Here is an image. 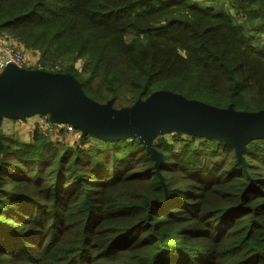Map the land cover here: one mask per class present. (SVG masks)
Returning <instances> with one entry per match:
<instances>
[{
    "label": "trees",
    "instance_id": "trees-1",
    "mask_svg": "<svg viewBox=\"0 0 264 264\" xmlns=\"http://www.w3.org/2000/svg\"><path fill=\"white\" fill-rule=\"evenodd\" d=\"M1 33L117 107L168 89L264 108V0H0ZM6 119L0 264H264V139L245 165L215 138L160 135L165 188L138 137L24 141Z\"/></svg>",
    "mask_w": 264,
    "mask_h": 264
},
{
    "label": "water",
    "instance_id": "water-1",
    "mask_svg": "<svg viewBox=\"0 0 264 264\" xmlns=\"http://www.w3.org/2000/svg\"><path fill=\"white\" fill-rule=\"evenodd\" d=\"M48 115L52 122L73 125L83 135L100 139L138 137L156 161L160 173L163 154L154 140L174 132L215 138L234 147L240 162L247 145L264 139V108L236 109L216 106L168 89H157L129 106H115L114 98L100 102L89 96L70 72L25 68L8 62L0 72V130L3 118L27 120ZM1 144V140H0Z\"/></svg>",
    "mask_w": 264,
    "mask_h": 264
},
{
    "label": "built area",
    "instance_id": "built-area-1",
    "mask_svg": "<svg viewBox=\"0 0 264 264\" xmlns=\"http://www.w3.org/2000/svg\"><path fill=\"white\" fill-rule=\"evenodd\" d=\"M8 62L15 63L20 67L33 68L28 62L25 47L18 40L7 33L0 34V72L5 68ZM44 119L40 128L49 134L48 131L57 130L67 134L73 133L75 141L81 139L82 131L76 129L73 125L63 122H52L48 116L41 115Z\"/></svg>",
    "mask_w": 264,
    "mask_h": 264
},
{
    "label": "rangeland",
    "instance_id": "rangeland-1",
    "mask_svg": "<svg viewBox=\"0 0 264 264\" xmlns=\"http://www.w3.org/2000/svg\"><path fill=\"white\" fill-rule=\"evenodd\" d=\"M3 34V33H1ZM264 38V37H263ZM25 53L28 59L29 64L31 65V67L33 68H42L39 65V61H38V57H39V52L38 51H33V50H29L25 48ZM81 63H77L78 66H80ZM44 69V68H42ZM126 101H123V103H125ZM119 105L118 103L115 104ZM127 106V105H124ZM48 116V115H45ZM49 117V116H48ZM17 121L16 123L17 126L15 125L16 123H13ZM44 121L43 117L41 115H34L32 117H29L27 120L23 121V120H12V119H6L5 121V130L8 132H11L12 134L14 133L15 135L19 136L22 139V136H30V138L32 137L33 134V130L31 131L30 128L33 124V128H36L38 125L41 126L42 122ZM24 122V123H23ZM12 125L9 127L8 124ZM26 125H30V126H25ZM48 135L52 136L54 139L57 140H61L63 142V144H67L69 143L70 146L74 145L75 143V138L73 136V133L71 134H67L65 132H57V130H52V131H48ZM169 137H171L172 135H169Z\"/></svg>",
    "mask_w": 264,
    "mask_h": 264
},
{
    "label": "crops",
    "instance_id": "crops-1",
    "mask_svg": "<svg viewBox=\"0 0 264 264\" xmlns=\"http://www.w3.org/2000/svg\"><path fill=\"white\" fill-rule=\"evenodd\" d=\"M17 121H15V122H13V123H16ZM24 123V122H23ZM17 124L18 123H16L15 125L17 126ZM12 125V123L11 124H8V126L10 127ZM25 126H30V125H26V124H24ZM34 128H33V124H32V126H31V128H30V130L32 131ZM22 139L24 140V141H30L31 140V138H30V136H28V137H26V136H22Z\"/></svg>",
    "mask_w": 264,
    "mask_h": 264
}]
</instances>
